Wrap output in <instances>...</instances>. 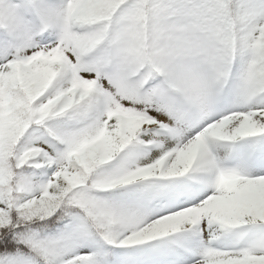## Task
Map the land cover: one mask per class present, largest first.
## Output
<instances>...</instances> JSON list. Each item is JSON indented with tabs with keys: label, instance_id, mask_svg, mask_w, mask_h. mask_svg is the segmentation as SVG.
<instances>
[{
	"label": "snow or ice",
	"instance_id": "obj_1",
	"mask_svg": "<svg viewBox=\"0 0 264 264\" xmlns=\"http://www.w3.org/2000/svg\"><path fill=\"white\" fill-rule=\"evenodd\" d=\"M0 264H264V0H0Z\"/></svg>",
	"mask_w": 264,
	"mask_h": 264
}]
</instances>
